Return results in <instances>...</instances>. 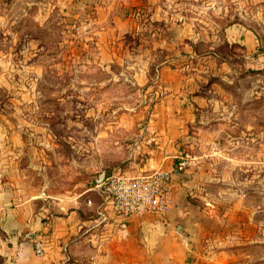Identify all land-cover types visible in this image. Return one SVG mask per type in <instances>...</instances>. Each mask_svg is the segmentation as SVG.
I'll use <instances>...</instances> for the list:
<instances>
[{
	"label": "crops",
	"instance_id": "obj_1",
	"mask_svg": "<svg viewBox=\"0 0 264 264\" xmlns=\"http://www.w3.org/2000/svg\"><path fill=\"white\" fill-rule=\"evenodd\" d=\"M136 29L138 39L148 38L149 49L138 47L127 79L137 97L128 106L132 120H123L118 106L112 109L116 120H108L107 105L91 107L80 145L70 134L30 137L22 124L15 128L0 119L2 264H237L231 250L236 246L243 247L242 264H251L252 206L208 199L202 181L201 174H208L201 162L233 159L189 153L195 140L202 142L196 130L212 129L209 142L235 146L236 135L253 139L254 128L264 129V86L253 91L254 75L264 74L258 42L248 28H223L199 51L205 43L191 38L189 28ZM120 60L117 54L114 61ZM254 105H260L258 119ZM263 138L264 132L256 136ZM64 143L67 159L61 158ZM179 156L188 163L176 172ZM240 159L245 171L252 170L247 167L252 159ZM113 169L131 176L171 170L166 212L115 216L96 186L100 175ZM34 240L41 241L42 255L35 254Z\"/></svg>",
	"mask_w": 264,
	"mask_h": 264
},
{
	"label": "rangeland",
	"instance_id": "obj_2",
	"mask_svg": "<svg viewBox=\"0 0 264 264\" xmlns=\"http://www.w3.org/2000/svg\"><path fill=\"white\" fill-rule=\"evenodd\" d=\"M135 28H189L191 38L205 43L199 51L219 38L223 28H248L264 61V0H0V119L15 128L22 124L30 137L38 132L46 138L70 134L80 145L91 107L107 105L108 120H116L112 109L118 106L119 116L132 120L128 106L137 97L127 79L138 47L149 49L148 38L138 39ZM117 54L119 62L114 61ZM262 86L264 74L254 75L253 91L260 93ZM254 111L258 119L260 105ZM70 119L80 124L70 125ZM252 132L253 139L245 140L241 133L236 145L229 146L224 140L220 145L209 142L212 129L196 130L202 142L195 140L189 156H231L233 160L201 162L208 174V179L201 174L205 192L215 202L246 201L252 206L251 264H264V138L256 139L264 129ZM61 149V158L67 159L68 144ZM243 156L252 159L247 164L252 170H244ZM212 177L220 181L213 183ZM231 250L242 264L243 247Z\"/></svg>",
	"mask_w": 264,
	"mask_h": 264
},
{
	"label": "built area",
	"instance_id": "obj_3",
	"mask_svg": "<svg viewBox=\"0 0 264 264\" xmlns=\"http://www.w3.org/2000/svg\"><path fill=\"white\" fill-rule=\"evenodd\" d=\"M187 161L179 156L175 162V170L185 168ZM173 173L171 170L155 169L150 172L131 176L113 169L105 172L103 180L97 183V193L102 203L121 220L130 216L163 215L170 203ZM101 218L105 214L98 211ZM36 255H42L40 240H34Z\"/></svg>",
	"mask_w": 264,
	"mask_h": 264
},
{
	"label": "water",
	"instance_id": "obj_4",
	"mask_svg": "<svg viewBox=\"0 0 264 264\" xmlns=\"http://www.w3.org/2000/svg\"><path fill=\"white\" fill-rule=\"evenodd\" d=\"M176 172H178L177 170H175ZM103 176L104 174H101L100 177L96 180L97 183L101 182L103 180Z\"/></svg>",
	"mask_w": 264,
	"mask_h": 264
}]
</instances>
